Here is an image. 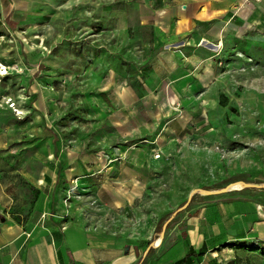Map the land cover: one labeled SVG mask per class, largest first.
Segmentation results:
<instances>
[{
  "label": "rangeland",
  "instance_id": "obj_1",
  "mask_svg": "<svg viewBox=\"0 0 264 264\" xmlns=\"http://www.w3.org/2000/svg\"><path fill=\"white\" fill-rule=\"evenodd\" d=\"M260 188L264 0H0L4 214L46 193L152 256L196 205ZM241 243L218 264H264Z\"/></svg>",
  "mask_w": 264,
  "mask_h": 264
},
{
  "label": "crops",
  "instance_id": "obj_2",
  "mask_svg": "<svg viewBox=\"0 0 264 264\" xmlns=\"http://www.w3.org/2000/svg\"><path fill=\"white\" fill-rule=\"evenodd\" d=\"M259 191L250 198L240 191L216 193L196 205L184 234L176 232L167 246L158 240L152 256L123 246L114 233L62 222L46 193L35 200L26 217L19 212L4 214L13 199L0 197V264H135L138 259H155L154 264H218V259L236 251L231 244L235 241L264 243V189Z\"/></svg>",
  "mask_w": 264,
  "mask_h": 264
},
{
  "label": "water",
  "instance_id": "obj_3",
  "mask_svg": "<svg viewBox=\"0 0 264 264\" xmlns=\"http://www.w3.org/2000/svg\"><path fill=\"white\" fill-rule=\"evenodd\" d=\"M244 185H245V186H256V187H261V186H262V185H259V184H253V183H245ZM228 189H229V187L225 188V190H228ZM194 192H195V191H192V192L190 193V198H191V196L194 194ZM204 192H206V193H213V192H215V191H204ZM189 201H190V199H188V200L186 201V203H185L183 206L179 207L177 210L174 211V213L172 214V216H171V217H170V218L164 223V226H163V230H162V232H164V229H165V227H166L168 221H170V220L173 218V216H174L178 211H180V210H182L183 208H185V207L188 205ZM1 218H2V217L0 216V219H1Z\"/></svg>",
  "mask_w": 264,
  "mask_h": 264
},
{
  "label": "trees",
  "instance_id": "obj_4",
  "mask_svg": "<svg viewBox=\"0 0 264 264\" xmlns=\"http://www.w3.org/2000/svg\"><path fill=\"white\" fill-rule=\"evenodd\" d=\"M258 243H262V242H258ZM233 246H238V245H241L242 243H241V241H235V242H233V243H231Z\"/></svg>",
  "mask_w": 264,
  "mask_h": 264
},
{
  "label": "bare ground",
  "instance_id": "obj_5",
  "mask_svg": "<svg viewBox=\"0 0 264 264\" xmlns=\"http://www.w3.org/2000/svg\"><path fill=\"white\" fill-rule=\"evenodd\" d=\"M237 185H238V186H241V184H235L234 186H237Z\"/></svg>",
  "mask_w": 264,
  "mask_h": 264
}]
</instances>
